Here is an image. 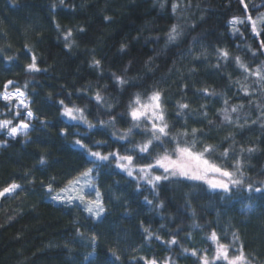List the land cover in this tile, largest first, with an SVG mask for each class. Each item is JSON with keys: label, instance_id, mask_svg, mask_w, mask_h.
<instances>
[{"label": "trees", "instance_id": "1", "mask_svg": "<svg viewBox=\"0 0 264 264\" xmlns=\"http://www.w3.org/2000/svg\"><path fill=\"white\" fill-rule=\"evenodd\" d=\"M173 3L179 5L176 12ZM249 15L254 20L264 16V0H64V4L0 0V93L13 81L8 88L26 93L34 114L28 119L15 101L0 100V120H12V126L23 120L31 126L26 136L0 135V142L6 143L0 148V190L13 183L21 186L0 199V264H145L143 258L158 264L165 260L201 264L199 256L205 251L210 260L214 255L215 245L207 239L212 231L221 243L234 245L230 255L243 245L251 264H264V191H254L264 189V121L257 120V105L264 108V90L255 77L245 79L234 61L239 56L250 69L264 63L260 47L264 23L257 20L259 36L250 23L238 24L236 34L229 24L233 17L247 20ZM173 25L180 35L170 42ZM69 30L72 35L66 41ZM69 43L71 47H66ZM218 48L229 51L227 61L217 58ZM33 55L39 72L26 71ZM94 59L100 61L99 67ZM114 74L128 83L120 85ZM242 85L253 94L245 96ZM205 88L216 95H204ZM153 89L162 92L172 134L196 128L197 149L215 146L210 158L229 170L239 159L245 185L225 194L201 181L181 178L162 181L153 191L112 159L93 173L105 208L100 220L83 208L51 202L49 183L58 192L95 167L75 144L77 139L93 151L131 154L138 165L151 162L126 152L147 138L143 129H133L127 141L118 137L131 127L128 105L134 94L146 99ZM97 92L104 98L100 104L95 101ZM225 99L229 108L243 105L232 118H239L241 125L247 120L245 127L223 121L220 110ZM60 101L84 108L95 127L62 116ZM178 102L189 105L184 115H177ZM113 118L114 124L99 123ZM230 134L234 142L226 139ZM94 141L105 143L94 146ZM230 146L234 151L230 149L229 158L220 159ZM165 147L171 151L174 145ZM241 147L255 151L241 154ZM162 152L156 148L152 156ZM249 183L252 191L247 189ZM144 228L154 233L151 239ZM92 236L95 257L86 260L93 252ZM173 237L177 244L166 243ZM192 249L197 256L190 254Z\"/></svg>", "mask_w": 264, "mask_h": 264}, {"label": "snow or ice", "instance_id": "2", "mask_svg": "<svg viewBox=\"0 0 264 264\" xmlns=\"http://www.w3.org/2000/svg\"><path fill=\"white\" fill-rule=\"evenodd\" d=\"M60 4H64V0H59ZM243 3V0H241ZM163 7V5H161ZM55 9L56 5H52ZM179 5L177 3L172 4L173 12H176ZM245 7H247L245 5ZM107 19V17H106ZM257 20L261 23H264V16L257 17L254 20L251 15L247 17V20H241L238 17H233L229 24L231 30L234 34L239 33L240 29L237 27L238 24L250 23L252 26V32L256 36H259L261 33L257 31ZM59 27V25H57ZM72 33L69 30L65 34V40L68 41ZM180 33L177 31V26L173 25L171 30L168 33V40L175 41ZM66 47H71V44H66ZM126 45H121V50L123 51ZM261 54H264V41H261ZM217 58L220 60L227 61L229 59L230 53L227 49L218 48L216 50ZM256 53L253 52V56ZM12 60V57L8 58ZM234 61L239 69H241L245 74V79L248 77H255V83L259 85L261 90H264V63L257 65L255 69H250L247 64H245L239 56L234 57ZM93 64L96 67L100 66L99 60H93ZM216 67H220L219 64ZM26 71L28 72H39L41 69L37 66L35 55L32 56V62L26 66ZM115 76V74H114ZM116 81L120 85L128 83L123 77L115 76ZM239 83V81H237ZM13 84V81H8L4 86V91L0 93V99H3L9 103L13 100L17 101L26 110V117L28 119L33 118V112L31 111L29 104L25 100V93L17 88L14 92L8 91V86ZM27 85H25L26 87ZM245 96H251L253 92L249 91L248 87L241 86L240 89ZM204 95H216L214 91H209L205 88L201 90ZM146 99L142 98L140 93L134 94L133 98L130 100L128 105V115L131 117V127L119 135L118 139L127 141L129 137L133 134V129H143L144 135L147 137L144 141L136 143L132 149H126V152H132L136 154L137 160H148L151 159V162L145 163L143 165H138L134 163V156L131 154L121 155L118 151H113L109 153H101L100 151H93L92 147L84 144L80 139L75 141V144L80 146L85 150V154L88 157H91V162L95 167L87 168L79 176L69 181V184L62 188L59 192H56L51 183L47 187L48 193L51 194L52 200H67V203H72L73 199L79 200L81 204L84 205V211L87 212L90 216L101 217L105 212V208L102 202L101 193L98 188L93 186V180L95 179L93 173L98 172L99 167L104 163L112 159L116 161V167L126 172L129 177H138L139 180L145 182V184L150 185L152 190L158 187L162 181H172L176 179H186L191 181H201L207 184L212 190H220L225 194H231L233 189L242 188L245 185L244 172L242 171V164L239 159H236L235 162L231 165L232 170H229L228 166L224 164L217 163L214 159L210 157L215 153L216 147L211 144H204L201 148L197 149V140L196 135L198 130L196 128L191 129V133L187 129L183 132L172 134L169 123L165 118V109L162 102V92L158 89H153L150 94H145ZM222 95V94H221ZM103 97L99 92L95 95V101L97 104H100L103 101ZM63 106L62 116L66 117L69 121H77L79 123L87 125L89 129L95 127L90 121H88L85 115V109L79 108L76 106L69 107L64 105L63 101L59 102ZM250 103H254L250 101ZM225 107L220 110V115L223 117V121L228 124H236L238 127L243 128L247 125V120L245 124L241 125L238 123L239 118L236 121L232 118V113H237L243 105H232L228 107V100H224ZM112 105H108L110 109ZM202 108L206 107L205 105L201 106ZM257 108L260 109V115L257 117V120L264 121V108H260L257 105ZM189 109L187 103L178 102L177 104V115H184V111ZM16 115L19 116L20 112L17 110ZM203 115L207 117V112H204ZM114 118L110 121L104 122L100 121L101 126L106 124H114ZM12 120H0V130L7 129V133L12 138H15L17 135H27V129L29 127L28 123L21 120V122L15 126H12ZM211 123V121H209ZM253 124L257 123L256 120L252 121ZM264 127V123L261 125ZM62 134H66L63 133ZM113 137H116V133L112 134ZM191 135V139H189ZM226 139H232L234 142V136H230ZM130 142V141H129ZM105 142L103 141H94L93 145L98 146ZM173 144L171 151L165 147V144ZM156 148H162V153H156L153 157L152 153ZM230 149L225 148L224 151L220 154V159L227 160L229 158ZM234 151V149H231ZM255 151L253 147L240 148V153L244 152L252 153ZM44 163L43 159L40 161ZM155 169H161L162 173L160 175H154L153 172ZM264 183V182H262ZM139 186V185H138ZM21 186L19 184H10L9 186L0 190V197H4L6 194L14 193ZM84 188H90L95 192V200H86L87 193L84 192ZM247 189L249 191L253 190V185L251 183L247 184ZM78 190V194L73 197L71 195L65 197L63 193L69 191ZM254 191L262 192L264 189L255 188ZM145 200L148 204H151L152 201L148 200L145 197ZM162 207L163 205H158ZM144 232L148 239H151L154 233L149 228H144ZM157 240H160V236H155ZM210 241L215 244L214 255L211 260L209 259L207 252L205 251L202 255L199 256L201 264H218V262H223V264H251L248 256L246 255L243 245L238 249H235V254L230 255V249L234 245H228L220 242V238L217 236L215 231H212L210 236L207 237ZM238 239V237H236ZM91 243L93 246V252L88 253L85 256V259L88 260L89 257H95V246H96V237H91ZM169 245H175L178 243L175 237L167 241ZM183 252L188 253L189 249H183ZM192 256H197V250L192 249ZM111 255L115 260H119L120 257L117 253L112 250ZM145 259V264H158L155 259L148 260ZM109 264H112L109 261ZM163 264H170L169 260H165Z\"/></svg>", "mask_w": 264, "mask_h": 264}, {"label": "rangeland", "instance_id": "3", "mask_svg": "<svg viewBox=\"0 0 264 264\" xmlns=\"http://www.w3.org/2000/svg\"><path fill=\"white\" fill-rule=\"evenodd\" d=\"M8 87H10V86H8ZM16 89H12V88H8V91H15ZM0 100H3V99H0ZM25 100H26V102L30 105V101L27 99V96H26V93H25ZM3 101H5V100H3ZM13 101H15V100H13ZM15 107L16 108H21V109H24L21 105H19L18 103H17V101H15ZM25 110V109H24ZM26 111V110H25ZM33 117H34V114H33ZM27 123V122H26ZM28 125H29V127H28V129H27V134L29 133V131L31 130V126H30V124L28 123ZM1 134H5L7 137H11V136H9L8 135V133H7V129H4V130H0V135ZM21 136H24L23 134H21V135H17L15 138H17V137H21ZM4 144H6L5 142H0V148H1V146L2 145H4ZM162 173V170L161 169H155L154 170V172H153V174L154 175H160ZM94 175V174H93ZM95 177V176H94ZM67 186V185H66ZM93 186L94 187H96V188H98V186H97V184H96V182H95V179L93 180ZM65 188V187H64ZM59 192V191H58ZM84 192L85 193H87V195H86V200H95V198H96V196H95V192L94 191H92L90 188H84ZM78 194V190H76V191H69V192H66V193H63L62 195H64L65 197H67V196H69V195H71V196H73V197H75L76 195ZM7 195H9V194H6L5 196H7ZM1 198H3V197H0V199ZM50 201L51 202H53V203H60V204H64V205H67V206H75V207H80V208H83L84 209V205L83 204H81L80 203V201L79 200H76V199H73V201H72V203H67V200L65 199V200H52V198H51V196H50ZM102 216H103V214H102ZM102 216L101 217H99V218H97V217H93V218H95V219H98V220H100L101 218H102ZM215 245V244H214ZM215 247V246H214Z\"/></svg>", "mask_w": 264, "mask_h": 264}]
</instances>
